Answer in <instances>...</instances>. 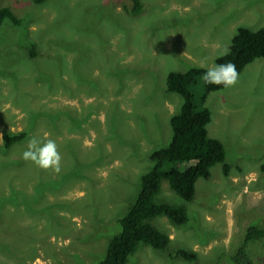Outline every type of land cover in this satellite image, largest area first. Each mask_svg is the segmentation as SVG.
Segmentation results:
<instances>
[{
    "label": "rangeland",
    "instance_id": "1",
    "mask_svg": "<svg viewBox=\"0 0 264 264\" xmlns=\"http://www.w3.org/2000/svg\"><path fill=\"white\" fill-rule=\"evenodd\" d=\"M138 1L131 14L122 9L131 0H0L19 20L0 25V264H96L149 154L170 141L182 98L166 90L167 74L205 69L238 27L264 24V0ZM189 90L210 111L206 130L224 146L228 175L212 166L190 201L161 180L154 200L182 206L188 220L151 218L167 249L138 244L126 264H235L248 227L264 231V58L203 103L201 76ZM21 131L2 147L3 133ZM33 136L56 142L59 172L22 158ZM177 249L196 259L169 258ZM245 249L264 264V235Z\"/></svg>",
    "mask_w": 264,
    "mask_h": 264
},
{
    "label": "trees",
    "instance_id": "2",
    "mask_svg": "<svg viewBox=\"0 0 264 264\" xmlns=\"http://www.w3.org/2000/svg\"><path fill=\"white\" fill-rule=\"evenodd\" d=\"M33 3H43L44 0H30ZM131 7L122 4V9L131 14L141 10L138 0H131ZM17 25L19 20L8 7L0 5V25L5 20ZM30 50L29 56L35 55ZM257 58H264V24L257 30H250L243 26L236 29L231 38L228 54L219 56L215 63L231 62L236 66L238 75ZM204 68L191 67L184 72L171 71L166 76V90L181 96L182 103L179 111L169 118L171 138L164 147L153 150L149 154L150 168L139 178V189L133 202L125 213L116 221L120 231L107 239L103 257L96 264H126L138 244H144L157 250H166L169 237L149 220L153 217H167L173 224L182 225L187 220V214L180 205L168 204L154 200L159 192L161 180H166L169 187L184 201L194 197V184L198 178L204 180L210 177V169L217 163L221 164V172L228 175L229 165L225 160L223 144L216 138L210 137L206 126L210 122V111L202 106L196 109L194 95L189 90L190 84L201 76ZM204 93L200 97L203 103L208 92L223 89L221 85L203 82ZM26 136L25 132L3 133L2 147L8 149ZM192 162V164H188ZM170 166L164 168L165 164ZM264 231L259 225L248 227L244 243L231 260L235 264H254L246 252L245 244L254 239L263 238ZM169 258L180 257L184 261H193L196 254L184 249H177L168 254Z\"/></svg>",
    "mask_w": 264,
    "mask_h": 264
},
{
    "label": "clouds",
    "instance_id": "3",
    "mask_svg": "<svg viewBox=\"0 0 264 264\" xmlns=\"http://www.w3.org/2000/svg\"><path fill=\"white\" fill-rule=\"evenodd\" d=\"M228 54V49H223L219 55ZM204 67V65H201ZM238 78L236 66L231 62L215 63L207 66L201 74V79L205 85H221L228 87L233 85ZM22 158L30 160L43 169L51 168L55 172L60 171L61 156L56 142L52 139L40 137H30L25 150L21 153Z\"/></svg>",
    "mask_w": 264,
    "mask_h": 264
}]
</instances>
